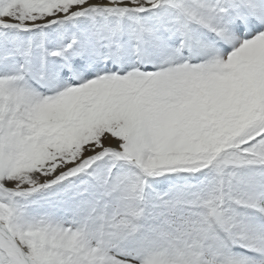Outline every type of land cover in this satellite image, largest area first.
<instances>
[{"label": "snow or ice", "instance_id": "6c2138e0", "mask_svg": "<svg viewBox=\"0 0 264 264\" xmlns=\"http://www.w3.org/2000/svg\"><path fill=\"white\" fill-rule=\"evenodd\" d=\"M0 264H264V0H0Z\"/></svg>", "mask_w": 264, "mask_h": 264}]
</instances>
